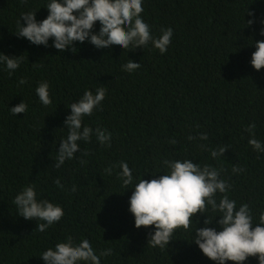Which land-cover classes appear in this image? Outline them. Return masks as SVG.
Masks as SVG:
<instances>
[{
    "label": "trees",
    "instance_id": "obj_1",
    "mask_svg": "<svg viewBox=\"0 0 264 264\" xmlns=\"http://www.w3.org/2000/svg\"><path fill=\"white\" fill-rule=\"evenodd\" d=\"M49 2L0 0V53L22 55L11 75L0 64V264H45L42 253L69 236L75 243L88 239L97 254L111 249L101 264H217L192 241L207 216L211 220L218 214L210 206L208 213L192 217L189 230H176L162 250L148 245L155 226L135 227L130 197L140 179L168 172L165 159H192L201 167L223 169L221 178L232 186L229 198L237 208L249 203L258 222L264 212V152L253 150L245 129L255 123V137L264 144V69L251 65L255 41L264 40V0H143L141 15L153 36L161 28L173 29L164 54L151 43L127 51L119 45L98 49L87 40L75 42V52H61L52 38L45 46L19 37L22 14L36 12L41 21L49 15ZM100 27L97 21L93 31ZM129 59L141 67L124 71ZM21 78L27 83L20 85ZM42 81L49 83V106L36 94ZM100 87L106 97L82 123L111 132V146L101 145L93 132L90 142L78 141L75 158L55 168L56 151L68 134V106ZM23 101L27 112L13 115L10 108ZM201 133L208 139L201 140ZM221 147H226L224 155L213 158L210 150ZM120 161L132 170L127 189L117 176L119 167L105 171ZM234 166L244 171L234 173ZM26 186L34 187L38 200L64 210L45 232L35 231L38 221L20 216L13 204ZM219 219L209 226L222 230ZM244 264L259 260L249 257Z\"/></svg>",
    "mask_w": 264,
    "mask_h": 264
},
{
    "label": "clouds",
    "instance_id": "obj_2",
    "mask_svg": "<svg viewBox=\"0 0 264 264\" xmlns=\"http://www.w3.org/2000/svg\"><path fill=\"white\" fill-rule=\"evenodd\" d=\"M46 7L49 15L41 21L37 20L36 12L23 13L17 22L16 34L35 45L48 46L52 38V46L61 52L69 49L75 52L78 50L75 42L83 43L87 40L98 49L119 45L127 51L141 46L146 48L151 43L164 54L168 51L173 36L171 27L161 28L159 36L152 35L150 25L141 15L144 11L143 0H50ZM97 21L101 27L99 32H94ZM252 23L254 20L247 21L249 25ZM261 35H264V29H261ZM254 44L256 50L252 53L251 65L259 71L264 69V40H256ZM21 63L22 55L9 56L0 53V64L6 65L10 75ZM140 67V62L129 59L122 69L132 73ZM18 83L26 84L27 79L21 78ZM36 94L44 106L53 103L47 81L39 83ZM105 97L104 87L97 88L95 93L86 90L78 101L68 106L71 113L64 121L68 134L56 151L58 155L55 168L59 169L66 160L75 158L80 150L78 141L90 142L93 132L101 145L111 146V132L100 127L93 130L82 123L85 116H91L101 106ZM27 107L23 101L11 107L10 111L13 115H18L26 113ZM255 129V123L246 126L245 130L251 134L248 143L254 151L264 152V144L256 139ZM188 139L193 140L195 137L189 135ZM200 139L207 140V133H201ZM170 143L175 145L177 141L172 140ZM225 150L226 147L212 149L210 155L217 158L224 155ZM81 155H87L86 148ZM81 163L84 161L81 160ZM163 164L168 172L151 180L140 179L133 186L134 191L130 197L129 210L135 217V227L155 226L154 233L149 232V246L165 249L176 230H189L192 217L198 213H208L210 206L220 216L216 223L222 230L217 231L209 226L217 215L211 220L207 216L205 226L196 228L192 241L203 254L217 264H226L227 261L244 264L249 257H257L259 264H264V212L259 214L258 222L254 223L253 210L249 203H242L237 208V201L230 199L227 194L231 190V184L221 178L223 169L207 164L201 167L192 159H165ZM114 167L121 169L117 176L122 179L125 188H129L133 182V174L128 163L120 161L118 165H109L105 171L111 174ZM232 171L239 173L244 169L234 166ZM55 184L61 189L64 188L59 178L55 180ZM75 190L73 187V191ZM218 193L221 194L219 202ZM13 204L20 216L26 220L38 221L35 231L39 232H45L64 216L61 206L46 199L38 200L33 186L23 188L15 196ZM111 251L106 249L97 254L88 239L75 243L69 236L66 241L58 242L54 248H48L40 257L45 264H101V256H109Z\"/></svg>",
    "mask_w": 264,
    "mask_h": 264
}]
</instances>
